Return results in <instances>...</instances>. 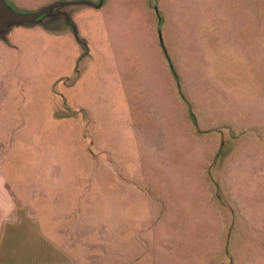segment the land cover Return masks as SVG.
Segmentation results:
<instances>
[{"label": "rangeland", "instance_id": "1", "mask_svg": "<svg viewBox=\"0 0 264 264\" xmlns=\"http://www.w3.org/2000/svg\"><path fill=\"white\" fill-rule=\"evenodd\" d=\"M67 9L0 37L5 180L88 264H264V0Z\"/></svg>", "mask_w": 264, "mask_h": 264}, {"label": "crops", "instance_id": "2", "mask_svg": "<svg viewBox=\"0 0 264 264\" xmlns=\"http://www.w3.org/2000/svg\"><path fill=\"white\" fill-rule=\"evenodd\" d=\"M40 203L10 185L0 172V264H88L79 237L78 242L66 245L48 230L53 216L49 212L41 215L39 207L53 204ZM58 204L64 208L59 217H69L73 203L64 200Z\"/></svg>", "mask_w": 264, "mask_h": 264}, {"label": "water", "instance_id": "3", "mask_svg": "<svg viewBox=\"0 0 264 264\" xmlns=\"http://www.w3.org/2000/svg\"><path fill=\"white\" fill-rule=\"evenodd\" d=\"M103 0H54L35 8H26L14 4L11 0H0V37L7 39V33L14 25L18 24H50L58 18H65L76 28L75 21L67 9L69 4H94L101 5Z\"/></svg>", "mask_w": 264, "mask_h": 264}]
</instances>
